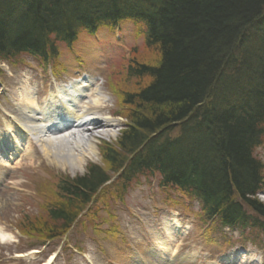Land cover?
Here are the masks:
<instances>
[{
    "label": "trees",
    "instance_id": "obj_1",
    "mask_svg": "<svg viewBox=\"0 0 264 264\" xmlns=\"http://www.w3.org/2000/svg\"><path fill=\"white\" fill-rule=\"evenodd\" d=\"M127 20L144 23L158 55L124 69L136 89L111 77L127 122L102 142L103 164L56 176L58 192L48 180L40 186L48 221L20 229L64 236L90 204L101 200L107 211L136 178L158 175L162 187L200 200L207 219L264 235V163L255 155L264 145V0H0V62L16 67L31 55L66 72L60 45ZM110 186L107 201L98 197Z\"/></svg>",
    "mask_w": 264,
    "mask_h": 264
},
{
    "label": "rangeland",
    "instance_id": "obj_2",
    "mask_svg": "<svg viewBox=\"0 0 264 264\" xmlns=\"http://www.w3.org/2000/svg\"><path fill=\"white\" fill-rule=\"evenodd\" d=\"M144 30L145 27L142 33L140 25L124 21L119 28H100L97 36L82 35L71 49L60 45L57 63L65 67L66 72L58 77L50 70L44 74L40 61L31 55L22 56L16 67L6 61L0 64L2 137L11 117H24L18 98L21 90L30 88L41 105L49 94L74 79L85 81L89 86L95 83L89 88L86 100L91 101L96 98L95 93L100 94V107L92 114L109 125L91 128L94 151L80 164H71L64 157H46L38 147L32 157L23 151L19 159L6 158L7 166L0 163V264H40L53 256L52 264H264V236L253 243L254 234L248 233L246 237L241 232L223 229L215 222L204 221L199 204L178 190L162 187L158 175L136 178L127 188L123 201L106 196L112 189L110 186L98 195L105 197L104 201L109 199L107 211L102 210L105 203L101 200L99 205L90 204L64 236L53 235L44 246L36 247L39 249L26 250L28 244L42 242L44 238L38 237L39 231H28L33 234L26 240L19 225L23 222L29 226L39 218L48 221L45 211L38 206V199L31 194L28 176L33 169L43 172L42 166L53 168L54 177L47 185L52 193L58 192V180L62 176L82 175L88 164H103L102 142L115 141L127 122L124 116L117 115L120 107L110 89L111 76L116 83L121 81L128 88L136 89L139 80H129L125 74L128 63L134 58L152 62L158 57L157 52L148 51ZM129 52L132 57L127 59L125 55ZM112 68L115 70L109 77ZM255 155L264 163V145ZM259 196L264 200V193ZM91 207L101 209L94 211L96 217H92ZM174 220L178 222L176 229L180 226L182 229L173 235ZM49 223L52 227L61 225ZM163 243H169L170 249H164Z\"/></svg>",
    "mask_w": 264,
    "mask_h": 264
},
{
    "label": "bare ground",
    "instance_id": "obj_3",
    "mask_svg": "<svg viewBox=\"0 0 264 264\" xmlns=\"http://www.w3.org/2000/svg\"><path fill=\"white\" fill-rule=\"evenodd\" d=\"M88 86L89 84L82 80L74 81L69 93L59 90L56 96L51 94L52 107L44 103L39 105L36 94L30 88L25 87L21 90L18 98L22 102L21 110L24 117L11 119L12 122L8 125L3 137L0 135V163L7 166L8 160L19 159L22 150L32 157L36 146L46 157H64L71 164L75 162L80 164L85 158H90L91 152L94 151V146L91 143L93 137L90 132L91 128L105 126L107 123L99 117H92L93 120H91L90 116H94L92 112L100 107L101 99L100 94L95 93L96 98L85 101ZM69 98L73 100L71 104H69ZM79 108L80 113L76 114V109ZM44 112L45 115H43ZM59 112L69 117H75L77 124L65 127L63 130H53L46 122L53 121L56 113ZM41 169L43 171L41 173L39 170L33 169L32 172L35 174L31 173L27 178L32 188L31 194L38 199H43L45 196L39 187L46 184V181L51 177L50 174H54L53 168L49 166H42ZM162 246L164 249L171 247L169 243H163ZM48 262L44 264H49Z\"/></svg>",
    "mask_w": 264,
    "mask_h": 264
}]
</instances>
